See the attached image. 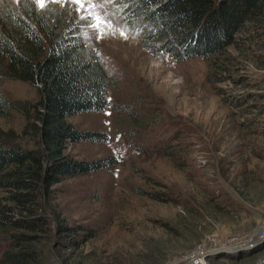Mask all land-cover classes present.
Here are the masks:
<instances>
[{"label":"rangeland","instance_id":"rangeland-1","mask_svg":"<svg viewBox=\"0 0 264 264\" xmlns=\"http://www.w3.org/2000/svg\"><path fill=\"white\" fill-rule=\"evenodd\" d=\"M21 2L34 19L47 15L43 25L75 24L112 80L105 109L66 119L106 141L66 153L117 162L49 188L36 231L42 264H173L203 241L242 243L264 222L263 52L245 45L217 62L174 58L145 37L137 0H0V10ZM39 89L0 73V94L30 105L29 118L18 107L0 115L7 141L41 148L31 115ZM7 195L0 189V206ZM8 243L0 233V257ZM252 251L264 253V238Z\"/></svg>","mask_w":264,"mask_h":264},{"label":"trees","instance_id":"trees-1","mask_svg":"<svg viewBox=\"0 0 264 264\" xmlns=\"http://www.w3.org/2000/svg\"><path fill=\"white\" fill-rule=\"evenodd\" d=\"M137 5L136 22L149 29L145 37L179 60L199 56L217 62L228 48L244 52L245 45L264 53V0H137ZM46 16L34 19L22 2L0 10V73L40 86L31 115L41 141V148L28 149L7 141L0 130V189L8 192L9 204L0 206V233L9 242L0 264H42L44 243L36 231L46 223L38 213L49 188L117 162L114 156L78 160L66 153L69 145L106 141L105 132L79 130L66 119L105 109L112 80L75 24L63 20L48 27L40 23ZM17 107L28 116L29 104L0 94V115Z\"/></svg>","mask_w":264,"mask_h":264},{"label":"built area","instance_id":"built-area-1","mask_svg":"<svg viewBox=\"0 0 264 264\" xmlns=\"http://www.w3.org/2000/svg\"><path fill=\"white\" fill-rule=\"evenodd\" d=\"M264 238V225L252 232L242 243L236 242L233 247H218L215 243L203 241L196 248L177 260L180 264H264V253L251 258L255 246ZM237 246V247H236ZM220 254L229 255V261L214 260ZM231 259L233 261H231ZM197 261V262H196Z\"/></svg>","mask_w":264,"mask_h":264},{"label":"snow or ice","instance_id":"snow-or-ice-1","mask_svg":"<svg viewBox=\"0 0 264 264\" xmlns=\"http://www.w3.org/2000/svg\"><path fill=\"white\" fill-rule=\"evenodd\" d=\"M37 2L40 4L41 7H44V0H37ZM90 2V0H89ZM73 3L80 4L81 0H73ZM97 5L100 3V0H96ZM96 6V5H94Z\"/></svg>","mask_w":264,"mask_h":264},{"label":"water","instance_id":"water-1","mask_svg":"<svg viewBox=\"0 0 264 264\" xmlns=\"http://www.w3.org/2000/svg\"><path fill=\"white\" fill-rule=\"evenodd\" d=\"M262 225H263V221L261 223H259V225L254 229V232H256L257 230H259Z\"/></svg>","mask_w":264,"mask_h":264},{"label":"bare ground","instance_id":"bare-ground-1","mask_svg":"<svg viewBox=\"0 0 264 264\" xmlns=\"http://www.w3.org/2000/svg\"><path fill=\"white\" fill-rule=\"evenodd\" d=\"M264 225V222H263ZM197 262V261H196ZM173 264H180L178 261L174 262ZM199 264H201V260H199Z\"/></svg>","mask_w":264,"mask_h":264}]
</instances>
